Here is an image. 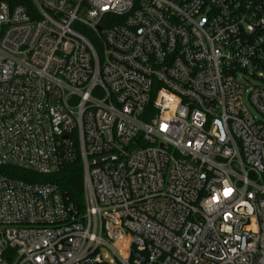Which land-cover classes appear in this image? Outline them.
Returning a JSON list of instances; mask_svg holds the SVG:
<instances>
[{"label":"built area","instance_id":"2783aa9c","mask_svg":"<svg viewBox=\"0 0 264 264\" xmlns=\"http://www.w3.org/2000/svg\"><path fill=\"white\" fill-rule=\"evenodd\" d=\"M29 3L0 0V264H264V0ZM76 157L82 210L3 172Z\"/></svg>","mask_w":264,"mask_h":264},{"label":"trees","instance_id":"16d2710c","mask_svg":"<svg viewBox=\"0 0 264 264\" xmlns=\"http://www.w3.org/2000/svg\"><path fill=\"white\" fill-rule=\"evenodd\" d=\"M11 6L23 4L29 6V0H5ZM3 172L27 182L51 183L58 187L64 197L78 210L83 209V172L81 160L76 157L65 163L60 170L49 175H39L17 168H4Z\"/></svg>","mask_w":264,"mask_h":264},{"label":"water","instance_id":"95a60500","mask_svg":"<svg viewBox=\"0 0 264 264\" xmlns=\"http://www.w3.org/2000/svg\"><path fill=\"white\" fill-rule=\"evenodd\" d=\"M107 158H114L113 156H105V157H100L98 159H95V160H91L90 161V164H96V163H99L100 161L104 160V159H107ZM2 241L0 240V245H2ZM102 254L105 258V260L110 263V264H114L112 258L109 256V254L107 253V251L105 250H102Z\"/></svg>","mask_w":264,"mask_h":264}]
</instances>
